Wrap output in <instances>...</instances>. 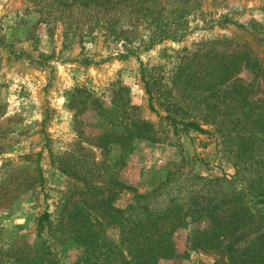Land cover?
Here are the masks:
<instances>
[{
	"label": "rangeland",
	"instance_id": "1",
	"mask_svg": "<svg viewBox=\"0 0 264 264\" xmlns=\"http://www.w3.org/2000/svg\"><path fill=\"white\" fill-rule=\"evenodd\" d=\"M183 10L188 14L180 42L165 41L138 56L119 58L115 56L118 46H106L100 40L85 43V49L63 41L61 25L48 28L34 10L25 9L24 0H0V35L7 45L0 47V181L11 172L19 177L31 172L26 166L34 165L39 152L45 178L43 190L28 189L13 199L11 184L0 196V264H17L12 253L15 240L35 242V221L45 208L56 219L65 200L69 206L74 200L81 201L63 192L69 180L53 157L65 151L78 157L86 150L89 162H105L101 168L104 180L121 183L110 188L117 193L113 203L128 208L125 216L147 217L144 208L167 220L183 216V224L172 233L176 256L158 264L213 261L211 255L189 248L187 238L207 225V218L198 215L202 206L240 185L236 170L240 169L242 178L254 169L237 157L230 136L215 131L173 134L167 121L159 117L165 114L162 107L154 102L159 115L148 108L140 70L143 66L156 75L169 76L174 63L186 52L199 49L202 41L235 38L241 33L237 24L264 25V0H195L180 6ZM255 50L264 68V42ZM39 53L49 56L46 62H37ZM110 54L113 57L107 58ZM83 56H91L93 64L82 63ZM230 81L246 85L252 99L264 100V75L255 69L241 63ZM119 82L128 91L130 103L141 107V117L153 123L154 139L126 138L124 142L130 145L112 144L105 153L88 144L100 133L96 123L103 122L90 108V98L82 112L78 104L70 107L68 100L76 87L84 89L83 97H99L110 107L112 85ZM87 215L101 237L118 243V226L106 224L91 212ZM58 248L68 261L81 252L68 242Z\"/></svg>",
	"mask_w": 264,
	"mask_h": 264
},
{
	"label": "trees",
	"instance_id": "2",
	"mask_svg": "<svg viewBox=\"0 0 264 264\" xmlns=\"http://www.w3.org/2000/svg\"><path fill=\"white\" fill-rule=\"evenodd\" d=\"M193 2L195 0H24L25 9L34 10L48 28L52 30L57 24L61 25L63 41L77 43L85 49V43L96 44L100 40L106 46H118L115 56L119 58L138 56L165 41L180 42L186 34L188 14L186 10L181 13L180 6ZM236 27L241 33L235 38L202 41L199 49L183 54L169 76L156 75L142 66L141 81L148 108L159 115L154 102L162 107L165 114L159 117L167 121L173 134L215 131L230 136L237 157L254 169L242 178L237 169L240 185L202 206L198 215L207 218V225L188 236V247L211 255L210 264H264V100L252 99L246 85L230 81L241 63L264 75L255 50L256 45L264 42V25L237 24ZM4 40L5 36L0 35V47H7ZM39 57L41 60L37 62L40 63L49 58L44 53H39ZM111 57V54L107 56ZM81 61L93 64L91 56H83ZM83 91L76 87L70 91L69 106L78 104L82 112L90 98V108L103 121L96 123L100 133L88 144L109 153L112 144L130 145L131 142H124L126 138L154 139L153 123L141 117V107L130 103L128 91L120 82L112 85L110 107L99 97H83ZM44 137L47 140V136ZM40 157L41 152L34 165L26 166L31 172L23 177L11 172L1 180L0 196L7 193L11 184V191L15 192L13 199L28 189L43 190L45 178ZM87 157V150L78 157L70 151L53 157L57 169L69 180L63 192H68L70 198L79 196L81 201L74 200L69 206L65 200L62 214L56 219H53L54 213L45 208L35 221V242L15 240L14 262L158 264L161 259L174 258L172 233L183 224V216L167 220L154 216L147 208L142 210L147 217L125 216L128 208L113 203L117 193L115 188H110L111 184L122 186L121 183L104 180L101 168L105 162H89ZM90 212L106 224L119 227L118 243L99 235L87 215ZM65 242L81 249L73 261L59 255L58 245Z\"/></svg>",
	"mask_w": 264,
	"mask_h": 264
}]
</instances>
